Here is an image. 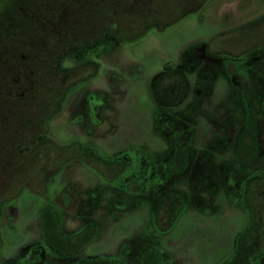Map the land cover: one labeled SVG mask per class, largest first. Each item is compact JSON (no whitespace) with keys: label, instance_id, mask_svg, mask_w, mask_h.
<instances>
[{"label":"rangeland","instance_id":"374dc122","mask_svg":"<svg viewBox=\"0 0 264 264\" xmlns=\"http://www.w3.org/2000/svg\"><path fill=\"white\" fill-rule=\"evenodd\" d=\"M6 3L0 264H264V0Z\"/></svg>","mask_w":264,"mask_h":264},{"label":"trees","instance_id":"16d2710c","mask_svg":"<svg viewBox=\"0 0 264 264\" xmlns=\"http://www.w3.org/2000/svg\"><path fill=\"white\" fill-rule=\"evenodd\" d=\"M110 1L112 2L111 4H113L112 11L109 13V16L111 17L110 25L117 26L118 29L120 30V32L118 31V34H117V36L120 40H123V41L136 40V39L142 37L148 28H151V27H157L158 28L157 22L154 23L155 22L153 20L154 16L151 17L153 15L154 11H149V12H147L148 18L144 16L145 12L141 13L140 24H139L138 28L136 29V31H134L132 33V32H127L126 30H123L121 23L125 22L123 10L126 8V5H128L126 3L127 0H110ZM9 7H10V4H7V3L3 4L2 7H0L1 15H8ZM16 9H17V14L19 13L21 18L26 20L22 10H19V7H17ZM121 9H122V12H121ZM26 21H33V20H26ZM167 24H169L168 21L165 22L163 25H167ZM5 37H7V38L3 40V43H2L3 49H4L5 42L8 41L11 43V39L8 37V35H6ZM3 49H1L0 52H3ZM51 79H54L53 80L54 86L57 84L56 88L58 86L62 85V83L60 82V79H58V75L56 77L55 76L51 77ZM50 90H52V89H50ZM49 92L51 95H56V93L53 94V90L49 91ZM45 94H46V92L43 95H45ZM47 95H49V94H47Z\"/></svg>","mask_w":264,"mask_h":264},{"label":"flooded vegetation","instance_id":"af4514ba","mask_svg":"<svg viewBox=\"0 0 264 264\" xmlns=\"http://www.w3.org/2000/svg\"><path fill=\"white\" fill-rule=\"evenodd\" d=\"M232 47H233V49H236L235 46H232ZM262 51H264V36H261L259 38L257 36H255L252 39V42H250V46L248 48H245L243 50H239L237 53L234 52V54L233 53H224V50H221V51H219V57H222L224 60L228 61L230 64H234L235 62L234 63H232V62L233 61H237L236 59H238V61H241L240 58H242V59L243 58L244 59L249 58L250 60H252V67H256V69H257V66H260L258 60L261 59V57H259V55H260V53H262ZM233 78H235V79L237 78L235 76V74H234ZM256 86H261V84H257L256 83ZM257 95L259 96V94L257 93L256 89H254V94L252 95L254 100H257ZM51 158L50 159L54 163L55 162V160H54L55 155H52ZM42 159L45 160V163L47 164V167H46L45 170H42V173L40 175L36 176L37 179L36 178L35 179L38 182H43V178L46 176L45 173L49 170V167L52 166V163H50L48 161V157H42ZM49 163H50V165H48ZM38 182H36V183H38Z\"/></svg>","mask_w":264,"mask_h":264}]
</instances>
